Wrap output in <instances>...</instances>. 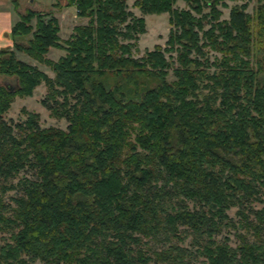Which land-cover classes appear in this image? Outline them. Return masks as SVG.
<instances>
[{"label": "trees", "instance_id": "1", "mask_svg": "<svg viewBox=\"0 0 264 264\" xmlns=\"http://www.w3.org/2000/svg\"><path fill=\"white\" fill-rule=\"evenodd\" d=\"M182 1H133L169 13L166 46L140 57L127 0H54L86 19L63 40L53 10L12 26L54 75L0 49L17 79L0 85V264H264V0L227 19L226 0ZM41 84L65 129L4 117Z\"/></svg>", "mask_w": 264, "mask_h": 264}, {"label": "rangeland", "instance_id": "2", "mask_svg": "<svg viewBox=\"0 0 264 264\" xmlns=\"http://www.w3.org/2000/svg\"><path fill=\"white\" fill-rule=\"evenodd\" d=\"M13 1L14 0H6V8L10 10V22L8 24V30L3 34V37L5 39L3 40V44L5 46L1 47L0 49H7L13 51L17 58L23 60L28 64L35 65L40 70L45 72L48 76L52 77L54 74L47 65L40 63L38 60L32 58L30 55L26 54L25 52H21L15 48L14 39L11 34V28L17 21L20 20V15L24 14L28 10H32V9L34 10L36 7H39L40 5L44 7V5L50 2L51 0H33V2H30V0H18L17 4H15ZM133 1L135 0H127L128 9L132 11L136 16H143L145 20V33L140 34L138 36L136 42L137 45L133 51L135 57H140L144 54L145 51L152 50L155 45H159L161 47L166 46V40L170 29V25L168 21L169 13L162 12L159 14L144 15L140 12L138 8L133 6ZM245 1H248L247 12L252 13L253 9L257 5L256 0H238V1L226 0L228 7H220V9L222 10L221 19L228 18L229 9L232 5L240 4ZM173 7L184 8L186 7V4L182 0H176ZM55 10L60 11L61 9L57 8ZM72 15L73 12L69 11V13L68 12L66 13L65 18L63 19L60 18L61 22L59 23H60L61 31L59 32V36L61 40L68 37V34L72 30L73 26L79 23L82 24L85 23V22H74L73 19L74 17H72ZM67 16H69V20H70L69 22ZM31 23L34 26L35 20L33 19ZM31 36H32V32L29 33V35H27L26 37L20 38V41L24 43H28L29 38ZM63 53L64 51L60 49L50 48V51L46 54V58L55 61L57 60L58 56ZM165 55L167 57L169 56L168 53H166ZM209 56H213V53L210 52ZM167 78L168 80L174 79L171 72L169 73ZM5 84L8 85L11 88V90H14L17 88V79H15L14 77L9 78L0 75V85H5ZM45 94H46V88L43 84H41L35 88L33 95L31 96L22 97L16 95L13 99V102L11 103L10 109L5 113L4 117L6 119H12L14 121L24 120L26 117L25 112L31 111L39 114L40 116L39 124L41 127L55 126L65 129L67 126V121L64 118L56 119L54 117H51L49 115V111L41 105L40 100L43 98ZM235 211L236 209L232 208L228 211V214L230 216L235 217ZM231 237L233 238V236ZM32 264H40V263L36 261Z\"/></svg>", "mask_w": 264, "mask_h": 264}, {"label": "crops", "instance_id": "3", "mask_svg": "<svg viewBox=\"0 0 264 264\" xmlns=\"http://www.w3.org/2000/svg\"><path fill=\"white\" fill-rule=\"evenodd\" d=\"M30 2H33V0H30ZM54 2V0H51L50 2L46 3L44 5V7H42L41 5L39 7H36L34 10H37V11H47V10H53L54 11V16L58 19V23L61 22L60 18L63 19L65 18L66 16V13L69 11L73 12V15L72 17H74V22H86V19L84 18H78L76 16V13H75V8L73 6H70V7H65V8H62L60 11H56L55 9H52L51 7V4ZM57 12V13H56ZM69 15V14H68ZM68 18V22L70 21L69 20V16H67ZM78 19V20H76ZM82 19V20H80ZM66 20V19H65ZM10 22V10L8 8H6V0H0V48L1 47H4L5 45L3 44V40L4 37H3V34L8 30V24ZM79 24H82V23H79ZM77 25V24H76ZM59 27H60V23H59ZM73 28V27H72ZM61 29V28H60ZM61 31V30H60ZM59 31V32H60ZM72 30L69 32L68 36L71 34ZM67 38V37H66ZM65 38V39H66ZM50 51V49H49ZM48 51V52H49ZM63 55V54H61ZM59 55L58 58L61 56ZM57 58V59H58Z\"/></svg>", "mask_w": 264, "mask_h": 264}]
</instances>
